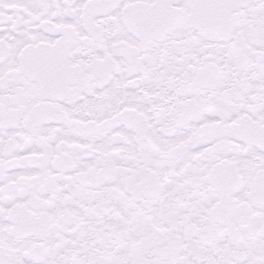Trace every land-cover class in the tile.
Segmentation results:
<instances>
[{"label":"snow or ice","instance_id":"snow-or-ice-1","mask_svg":"<svg viewBox=\"0 0 264 264\" xmlns=\"http://www.w3.org/2000/svg\"><path fill=\"white\" fill-rule=\"evenodd\" d=\"M0 264H264V0H0Z\"/></svg>","mask_w":264,"mask_h":264}]
</instances>
